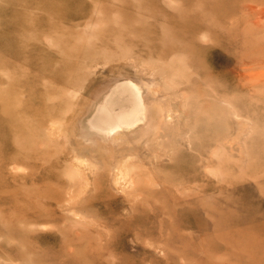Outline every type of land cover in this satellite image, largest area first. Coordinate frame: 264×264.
Returning a JSON list of instances; mask_svg holds the SVG:
<instances>
[{
    "label": "rangeland",
    "instance_id": "374dc122",
    "mask_svg": "<svg viewBox=\"0 0 264 264\" xmlns=\"http://www.w3.org/2000/svg\"><path fill=\"white\" fill-rule=\"evenodd\" d=\"M263 10L0 0V264H264Z\"/></svg>",
    "mask_w": 264,
    "mask_h": 264
},
{
    "label": "bare ground",
    "instance_id": "6f19581e",
    "mask_svg": "<svg viewBox=\"0 0 264 264\" xmlns=\"http://www.w3.org/2000/svg\"><path fill=\"white\" fill-rule=\"evenodd\" d=\"M264 11V10H263ZM122 86H126L128 88H134L137 90V92H140V90L138 89V87L134 84H123V85H120L118 86L117 88H115L114 90V93L115 94L117 92V90H119ZM2 93V92H0ZM109 97V96H108ZM105 99V101L102 103L101 102V105L97 108V111L93 117V119L91 118V122H90V125L95 128V130L97 129L98 131L100 132H113L115 131L116 129H119V128H131L133 127L136 123H138L139 121H141L143 118H145V109H144V106H145V103H142L141 104V117H138L136 118L135 120L133 121H129V119H125V118H121L119 119L117 117V113L115 111L112 110L111 106H108L107 104V98ZM0 125L2 126V123L4 121H7L8 117H7V112H6V109L3 107V106H8L7 104H11L10 103V100L8 97L6 96H2L0 94ZM179 99V98H178ZM17 100V99H16ZM183 100V99H182ZM187 101V100H186ZM185 101V102H186ZM186 106V105H185ZM184 107V106H183ZM4 109V111H3ZM174 109V107H173ZM182 109V108H181ZM168 115V114H167ZM179 116V115H178ZM163 117V116H162ZM239 117V116H238ZM168 118V116H167ZM7 126H5L4 128H6ZM96 130V131H97ZM41 145V144H40ZM128 158V157H127ZM131 167V166H130ZM133 167V166H132ZM130 169V168H129ZM126 170V169H125ZM124 170V171H125ZM76 171V170H75ZM127 171V170H126ZM125 171V172H126ZM122 172V171H121ZM79 173V171H78ZM82 173V172H81ZM75 174V173H74ZM128 174V173H127ZM134 174V173H133ZM72 175V174H71ZM120 175V174H119ZM125 175V174H124ZM122 176V175H121ZM129 176V175H128ZM127 176V177H128ZM131 176V175H130ZM75 177V176H74ZM77 177V176H76ZM71 178V176H70ZM124 178V177H123ZM130 178V177H129ZM86 179V178H85ZM72 180V178H71ZM119 180V179H118ZM122 180V179H121ZM120 182V181H119ZM132 183H134L133 181H131ZM87 183V182H86ZM135 186V185H134ZM124 189V188H123ZM127 189V188H126ZM129 189V187H128ZM72 190V189H71ZM133 190V189H131ZM125 191V190H124ZM134 191V190H133ZM137 191V190H136ZM129 192V191H128ZM135 192V191H134ZM67 194V193H66ZM68 195V194H67ZM140 195V194H139ZM140 197V196H139ZM72 212V211H71ZM78 216V215H77ZM46 228V227H45ZM10 262V261H9Z\"/></svg>",
    "mask_w": 264,
    "mask_h": 264
}]
</instances>
